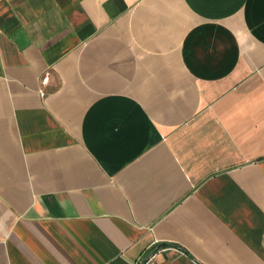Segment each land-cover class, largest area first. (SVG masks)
Listing matches in <instances>:
<instances>
[{"label":"crops","instance_id":"1","mask_svg":"<svg viewBox=\"0 0 264 264\" xmlns=\"http://www.w3.org/2000/svg\"><path fill=\"white\" fill-rule=\"evenodd\" d=\"M0 264H264V0H0Z\"/></svg>","mask_w":264,"mask_h":264},{"label":"built area","instance_id":"2","mask_svg":"<svg viewBox=\"0 0 264 264\" xmlns=\"http://www.w3.org/2000/svg\"><path fill=\"white\" fill-rule=\"evenodd\" d=\"M43 80H45V81H46V78H44Z\"/></svg>","mask_w":264,"mask_h":264}]
</instances>
